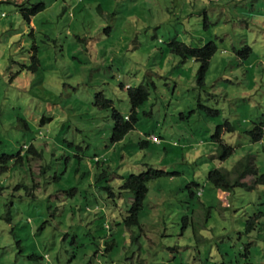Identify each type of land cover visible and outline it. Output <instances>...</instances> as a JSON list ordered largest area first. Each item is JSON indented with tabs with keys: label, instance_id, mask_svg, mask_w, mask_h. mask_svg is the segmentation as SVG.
<instances>
[{
	"label": "rangeland",
	"instance_id": "rangeland-1",
	"mask_svg": "<svg viewBox=\"0 0 264 264\" xmlns=\"http://www.w3.org/2000/svg\"><path fill=\"white\" fill-rule=\"evenodd\" d=\"M9 1H0V264H264V182L227 192L206 178L246 155L258 171L243 181L264 174V127L260 139L250 133L264 124V0H27L44 5L29 21L14 4L23 0ZM173 40L216 46L202 84L200 62L172 51ZM139 85L149 97L112 143V111L128 115V88ZM219 125L233 149L225 160ZM149 170L164 174L126 225L134 198L123 177Z\"/></svg>",
	"mask_w": 264,
	"mask_h": 264
},
{
	"label": "trees",
	"instance_id": "trees-1",
	"mask_svg": "<svg viewBox=\"0 0 264 264\" xmlns=\"http://www.w3.org/2000/svg\"><path fill=\"white\" fill-rule=\"evenodd\" d=\"M2 1V0H0ZM6 2H10L9 0H3ZM27 0H23L21 3H14L16 7H18L21 11V14L26 20H30V16L34 15L39 10H42L44 8L43 3H39L37 5H34L33 7H25ZM170 48L172 51H174L176 54L180 55L182 59H193L195 61L200 62L199 69L197 70V82L198 84L203 83V79L206 75L209 61L212 58V55L214 54L216 50V46L213 42H208L202 46H191L187 45L185 43H178L176 40H173L171 43H169ZM149 97L148 89L143 87L142 85H139L136 88H128V99L130 102V113L126 116L119 114L117 111H112V129H111V136L110 140L112 143H118L121 142L124 137L128 134L130 130L133 129L135 126L138 118H137V110L138 108L143 105ZM105 104L107 105L108 100H104ZM44 119H42V122ZM229 125L230 129H233V126H230V123H227ZM26 125V123H25ZM263 127L264 124L259 123L257 124L256 128L254 130H251L250 133L255 137L254 140L260 139L263 135ZM220 131L221 126H217L215 128L214 133L212 134V137L214 138V142L217 143V148L215 149V153L218 154V158L220 160H225L229 158L232 155L233 149L231 146L227 145L226 143L222 142L223 139L220 138ZM145 137L149 139L151 137V134H144ZM38 136H40V132L38 133ZM152 141L151 139H149ZM153 142V141H152ZM160 142V140H159ZM158 142V143H159ZM2 143L0 139V144ZM140 144L147 145L149 144V141L146 139H142ZM31 147V148H30ZM28 147V150H33L32 146ZM35 155H38L36 151ZM5 159V156L3 157ZM244 159V160H243ZM257 168L254 166V162L251 155H246L245 157L238 160L235 165L233 166L232 170H227L223 167H216L214 169H211L207 172L206 178L207 181H209L215 188L222 189L223 191L232 192L234 188L236 187H246V188H253L256 186L257 183H263L264 182V174H261V176H258V180H253L250 184H247L243 181V179L247 176H254L257 175ZM164 173L162 171H154L149 170L147 172H142L139 174H129L127 177H123V182L121 185V189L128 191L133 195V202L131 204L130 210H129V216L125 218L124 222L126 225L131 224H137L138 223V213L140 209L142 208L145 196L148 191L147 183L150 179L154 177H158L160 175H163ZM196 184V183H194ZM197 186V185H196ZM201 190L197 191V194L200 195ZM200 193V194H199ZM194 193H191V195ZM253 221V222H252ZM254 226V220L250 218L247 221V230H250ZM38 261H47L48 256L44 255H38L36 254L34 260ZM54 261H57L60 263V257L56 254L54 256ZM48 264V263H47ZM53 264V263H50ZM243 264H253L248 259H245L243 261Z\"/></svg>",
	"mask_w": 264,
	"mask_h": 264
},
{
	"label": "built area",
	"instance_id": "built-area-1",
	"mask_svg": "<svg viewBox=\"0 0 264 264\" xmlns=\"http://www.w3.org/2000/svg\"><path fill=\"white\" fill-rule=\"evenodd\" d=\"M149 138H150L153 142H156V143L158 142V139H157L155 136H153V135H152L151 137H149Z\"/></svg>",
	"mask_w": 264,
	"mask_h": 264
},
{
	"label": "clouds",
	"instance_id": "clouds-1",
	"mask_svg": "<svg viewBox=\"0 0 264 264\" xmlns=\"http://www.w3.org/2000/svg\"><path fill=\"white\" fill-rule=\"evenodd\" d=\"M153 136H154V135H153ZM155 137H156V136H155ZM149 139H150V138H149ZM157 139H158V138H157ZM158 142H159V139H158ZM158 142H157V143H158Z\"/></svg>",
	"mask_w": 264,
	"mask_h": 264
}]
</instances>
